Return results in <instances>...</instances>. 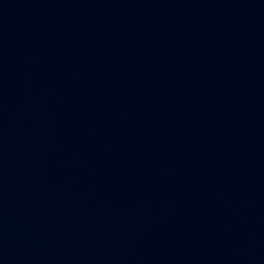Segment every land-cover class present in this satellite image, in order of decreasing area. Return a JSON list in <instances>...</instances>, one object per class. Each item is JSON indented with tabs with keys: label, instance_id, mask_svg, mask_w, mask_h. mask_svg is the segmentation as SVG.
I'll use <instances>...</instances> for the list:
<instances>
[{
	"label": "water",
	"instance_id": "obj_1",
	"mask_svg": "<svg viewBox=\"0 0 264 264\" xmlns=\"http://www.w3.org/2000/svg\"><path fill=\"white\" fill-rule=\"evenodd\" d=\"M0 264H264V0H0Z\"/></svg>",
	"mask_w": 264,
	"mask_h": 264
}]
</instances>
